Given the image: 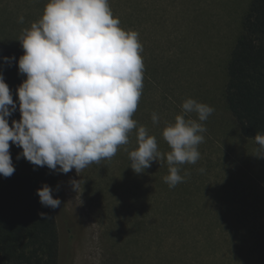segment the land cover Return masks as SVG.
Instances as JSON below:
<instances>
[{"label":"rangeland","instance_id":"374dc122","mask_svg":"<svg viewBox=\"0 0 264 264\" xmlns=\"http://www.w3.org/2000/svg\"><path fill=\"white\" fill-rule=\"evenodd\" d=\"M252 0H109L120 27L139 34L143 46V91L133 115L171 149L163 130L182 115L192 98L214 108L203 122L207 131L195 164L179 165L184 180L176 193L194 200L193 240L225 244L221 255H237L229 242L243 245L240 257L264 263V156L242 136L224 98L226 64ZM49 0H0V51L23 49L24 30L42 18ZM23 16V23L19 18ZM159 116L153 123L152 115ZM186 119H196L189 114ZM137 129L110 160L92 163L79 175L60 173L61 205L54 209L59 264H184L172 239L163 238L159 185L169 174L165 159L142 173L131 168ZM127 149V150H125ZM203 169V171H201ZM188 173V175H185ZM79 181L74 190L71 181ZM181 188V189H180ZM159 214V215H158Z\"/></svg>","mask_w":264,"mask_h":264},{"label":"clouds","instance_id":"9594fccd","mask_svg":"<svg viewBox=\"0 0 264 264\" xmlns=\"http://www.w3.org/2000/svg\"><path fill=\"white\" fill-rule=\"evenodd\" d=\"M19 41L24 54L18 68L26 79L17 89L18 104L0 72V176L16 171L12 145L22 149L17 159L57 173L75 169L79 175L90 164L114 157L137 129L138 147L129 152L133 171L142 173L166 157L165 182L169 187L183 182L179 165L200 159L198 146L207 131L203 122L214 108L185 100L183 114L162 133L171 150L159 151L156 137L144 126L137 128L133 119L143 91V46L138 32L120 27L109 0H49L42 18ZM3 59L11 65L15 57ZM17 106L20 119L10 124ZM193 113L196 119L185 118ZM152 120L158 123L159 116L153 113ZM254 139L257 156H264V135L257 133ZM71 183L76 190L79 181ZM37 195L44 207L61 205L48 184ZM40 216L50 218L43 212Z\"/></svg>","mask_w":264,"mask_h":264},{"label":"trees","instance_id":"16d2710c","mask_svg":"<svg viewBox=\"0 0 264 264\" xmlns=\"http://www.w3.org/2000/svg\"><path fill=\"white\" fill-rule=\"evenodd\" d=\"M23 54V49L0 51V72L17 104V89L26 79L18 68ZM4 57H15V60L8 65ZM226 76L224 98L227 107L242 136L259 148L254 137L257 133L264 135V0H252L243 16L241 33L226 64ZM20 115L17 106L9 123L13 119L19 120ZM10 152L16 171L8 178L0 176V264H59V234L54 211L40 203L37 190L48 184L54 198L60 197V173L46 166H34L24 158L17 159L22 149L15 145L11 146ZM159 185L169 191L164 194L160 207L162 235L172 239L182 263L264 264L248 256L240 257L244 246L233 242L228 245L237 255H221L225 244L209 238L212 233L208 227L198 229L207 234L206 240H193L195 228L188 223L194 213L191 195L176 193L177 185L169 187L165 180ZM42 212L50 218H42Z\"/></svg>","mask_w":264,"mask_h":264}]
</instances>
